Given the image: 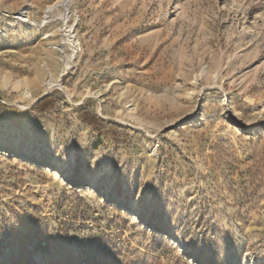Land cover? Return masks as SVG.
I'll list each match as a JSON object with an SVG mask.
<instances>
[{"label": "rangeland", "instance_id": "rangeland-1", "mask_svg": "<svg viewBox=\"0 0 264 264\" xmlns=\"http://www.w3.org/2000/svg\"><path fill=\"white\" fill-rule=\"evenodd\" d=\"M59 1L0 0V264H264V0Z\"/></svg>", "mask_w": 264, "mask_h": 264}, {"label": "bare ground", "instance_id": "bare-ground-1", "mask_svg": "<svg viewBox=\"0 0 264 264\" xmlns=\"http://www.w3.org/2000/svg\"><path fill=\"white\" fill-rule=\"evenodd\" d=\"M60 6H62V8L64 9V13L62 14V18L65 21V25H66V28H65L64 32H65V34L67 36L68 43L72 45V47L75 49V51H77V50H79L80 47H79V43L76 41V38L74 36V32H75L74 27L71 26V25L70 26L68 25L70 14L68 12L67 6L65 5V2L63 0H61V1L57 2L55 5L48 7L47 13L52 12L55 7L58 8ZM24 13H23V15L20 14L19 17L20 18H24L25 17ZM70 62H71V58L70 57H66V59L64 61V64H65V69L64 70L68 69V67L71 64ZM46 82L53 87V85L57 82V80L55 78H53V76L49 73V76L47 77ZM28 95H29V93L27 91L25 93V96H28ZM108 199H110V196L108 194L104 193L102 195V200L107 201ZM111 201L114 202L116 205L121 206V203H119L117 200L112 199ZM134 218H135V216H134ZM135 220H137V218H135ZM173 245L177 246V243H173ZM252 259L253 258H251L250 262L253 263V264H256L255 262H252Z\"/></svg>", "mask_w": 264, "mask_h": 264}]
</instances>
